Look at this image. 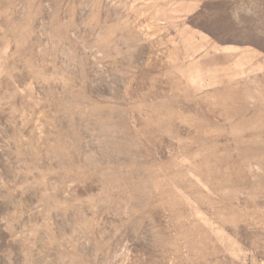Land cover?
I'll use <instances>...</instances> for the list:
<instances>
[{"label":"rangeland","instance_id":"374dc122","mask_svg":"<svg viewBox=\"0 0 264 264\" xmlns=\"http://www.w3.org/2000/svg\"><path fill=\"white\" fill-rule=\"evenodd\" d=\"M0 264H264V0H0Z\"/></svg>","mask_w":264,"mask_h":264}]
</instances>
